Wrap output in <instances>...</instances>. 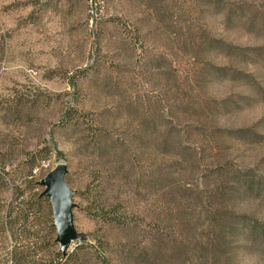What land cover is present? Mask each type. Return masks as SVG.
Here are the masks:
<instances>
[{
  "label": "rangeland",
  "instance_id": "374dc122",
  "mask_svg": "<svg viewBox=\"0 0 264 264\" xmlns=\"http://www.w3.org/2000/svg\"><path fill=\"white\" fill-rule=\"evenodd\" d=\"M212 39L222 41L220 46ZM225 43L261 46L262 54L250 50L246 57L237 52L229 57ZM263 53L264 0H0V264H11L15 244L12 232L1 226L7 209L20 203L19 190L25 191L21 198L41 193L38 181L60 162L68 165L67 180L76 189V227L91 235L68 253L81 243H97L100 221L87 213L86 192L101 190L103 179L110 186L107 176L120 175L114 153L100 159L94 143L83 139L103 126L115 138L130 140L133 133L145 152L141 164L148 165L150 146L157 142L145 132L148 123L159 128L167 117L183 125L192 117L177 115L181 105L203 117L212 99L231 97L219 113L220 125L247 128L262 121L256 127L262 135L253 142L223 139L222 148L242 166L264 171ZM210 63L252 76L239 71L214 76ZM203 146L208 150L212 144L207 140ZM141 199L137 206L150 209V201ZM49 201L43 204L45 216ZM165 201L161 205L169 214L164 211L162 219L177 226V202L172 196ZM188 212L189 218L198 214L194 208ZM134 215L125 218L142 227L150 219L149 212ZM105 234L116 242L143 238L139 229L107 228ZM189 256L183 264H197ZM117 258L114 264H134ZM234 264L264 259L240 252Z\"/></svg>",
  "mask_w": 264,
  "mask_h": 264
},
{
  "label": "trees",
  "instance_id": "16d2710c",
  "mask_svg": "<svg viewBox=\"0 0 264 264\" xmlns=\"http://www.w3.org/2000/svg\"><path fill=\"white\" fill-rule=\"evenodd\" d=\"M213 40L212 45L220 46L222 41ZM221 46L229 57L233 52L246 57L250 50L254 55L262 54L257 52L262 50L261 46L242 48L229 43ZM210 65L214 76L236 75L238 71L252 76L231 65ZM230 98L212 99L203 117L197 116L192 107L181 105L184 108L177 115L192 117L184 119L183 125L174 124L167 117L159 128L148 123L145 132L150 135L149 140H157L150 146L148 165L141 164L145 152L133 133L129 134L130 140L115 138L103 126L102 132L91 134L90 139L84 135L83 139L90 140L88 145L94 143L93 149L100 159L114 153L120 163V175L107 176L110 186L103 179L101 190L86 192L87 213L100 221L94 233L97 243H81L64 255L56 241L50 204L47 216L43 215V204L49 199L41 193L21 198L25 191L19 190L16 198L20 203L8 208L1 222L2 228L10 230L15 239L9 252L11 264H114L117 256L121 260H134V264H183L189 255L197 264H234V257L240 252L258 253L264 259V171L242 166L222 148L223 139L257 141L262 134L256 127L262 121L247 128L220 125L219 113L225 112ZM207 140L212 144L209 151L203 146ZM41 156L46 158L48 152ZM36 163L30 164L29 172ZM110 179L115 183L109 182ZM167 196L177 202V226L162 219L164 211L169 214L161 205ZM141 198L146 199L147 205L150 201V209L137 206ZM249 203H255L256 207L244 210L242 207ZM190 208L198 210L195 217H188ZM145 212H149L150 219L144 221V227L125 218L128 214ZM107 228L139 229L143 238L116 242L106 236Z\"/></svg>",
  "mask_w": 264,
  "mask_h": 264
},
{
  "label": "water",
  "instance_id": "95a60500",
  "mask_svg": "<svg viewBox=\"0 0 264 264\" xmlns=\"http://www.w3.org/2000/svg\"><path fill=\"white\" fill-rule=\"evenodd\" d=\"M69 173L65 162L57 163L38 183L44 187L41 196L50 199L53 208V225L56 228V241L64 255L74 244L90 241L91 235L81 232L75 224L74 209L78 204L74 201L76 189L67 180Z\"/></svg>",
  "mask_w": 264,
  "mask_h": 264
},
{
  "label": "built area",
  "instance_id": "2783aa9c",
  "mask_svg": "<svg viewBox=\"0 0 264 264\" xmlns=\"http://www.w3.org/2000/svg\"><path fill=\"white\" fill-rule=\"evenodd\" d=\"M44 165H48V164H44Z\"/></svg>",
  "mask_w": 264,
  "mask_h": 264
}]
</instances>
